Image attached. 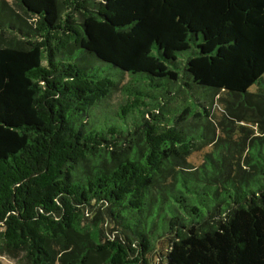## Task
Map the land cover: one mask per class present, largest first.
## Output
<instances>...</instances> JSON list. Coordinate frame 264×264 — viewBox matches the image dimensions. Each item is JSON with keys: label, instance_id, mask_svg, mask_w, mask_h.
Instances as JSON below:
<instances>
[{"label": "trees", "instance_id": "16d2710c", "mask_svg": "<svg viewBox=\"0 0 264 264\" xmlns=\"http://www.w3.org/2000/svg\"><path fill=\"white\" fill-rule=\"evenodd\" d=\"M2 2L0 255L264 264V0Z\"/></svg>", "mask_w": 264, "mask_h": 264}, {"label": "rangeland", "instance_id": "374dc122", "mask_svg": "<svg viewBox=\"0 0 264 264\" xmlns=\"http://www.w3.org/2000/svg\"><path fill=\"white\" fill-rule=\"evenodd\" d=\"M2 1H4L6 4L9 2V4L11 6H13L14 8H17L16 0H0V7H2V3H3ZM9 4H7V6H10ZM36 21H37L36 18L31 19L32 24H35ZM6 37L9 40V42H10V40H13V38L11 37L10 34H7ZM18 41H20V40H18ZM82 54H83L82 50L76 51V56L77 55L81 56ZM97 63H99L101 65V66L100 65H98V66L101 67L102 71L111 72L113 75H116V76L122 75V72L120 70L113 68L109 64L101 63L100 61H98ZM127 83H128V79L127 78L123 79L122 82L120 83V87L126 85ZM122 98H123L122 92L119 89L112 95V97L107 102H105V104H103L100 107V111H102V110L108 111L109 110V111H111V113L116 111L117 110L116 107L120 103H122ZM202 98H203V101L206 103V107L211 110V114L213 115L212 116V123L211 124L207 123L208 125H211V126H208L207 131L210 133V135L212 136L213 139H219L220 137H227V133H225L223 128L220 126V122H217L220 116L216 118V115H220V108L222 109L218 96L214 95V94L213 95L212 94H205L204 95V93H203ZM183 100H184V97H182V95L181 96L179 95L177 97L176 102L181 103ZM99 114H100V112H99ZM103 117H106V115ZM192 123H193V126H191V124L187 125V126H190L193 129H197L198 127L203 126V124H204V122L200 119H195L192 121ZM209 150H210L209 148H204L201 151L195 152L190 158V163H192L194 166L201 165L203 158H204V154L207 153ZM202 200L203 201L206 200L207 203H211L208 199H202ZM166 211L168 213L172 214V209H171V207H169V205H166L165 212ZM165 212L163 214H161L162 217L165 215ZM178 214L180 215L179 211H178ZM156 245H157V247H159L158 243H156ZM20 261H21L20 259H14V258L9 257V256L0 255V264H22ZM154 261H155L154 264H161L160 261L156 260V257H153V262Z\"/></svg>", "mask_w": 264, "mask_h": 264}]
</instances>
